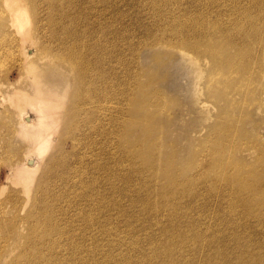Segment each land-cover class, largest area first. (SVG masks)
<instances>
[{"label":"bare ground","instance_id":"6f19581e","mask_svg":"<svg viewBox=\"0 0 264 264\" xmlns=\"http://www.w3.org/2000/svg\"><path fill=\"white\" fill-rule=\"evenodd\" d=\"M3 1L7 4L6 8L8 6L7 9H9V12L11 13V24H13L14 28L19 31L21 33L20 35L22 36H30L32 16L29 11V7L24 2L25 0ZM36 1L39 2V0ZM148 1L149 3H156L158 0ZM175 1H177L176 4L178 5V9L181 11H175V9L174 13L167 11L165 8L166 5H169V3L172 2V0H167L164 4L165 9L162 8V5L158 7L154 11V13H150V15L155 17L156 20L161 24V29L157 32L158 34L154 35L149 31V29H146V32L144 30L143 33H151L152 35L149 34V36H145V39L139 44L140 47L135 49V52L137 50H141L146 41H148L146 47H151L153 46L154 41L160 39L173 40L177 44H180L176 47L182 54V59L190 61L192 65V71L190 74L194 75V73H197L198 76L204 74L207 76L206 90L207 92H209L207 93L209 100L204 101L203 105L208 107V104L213 103L215 107L220 108L221 106V108H223L226 112L228 110H231L234 113L237 108L242 109L244 112L235 114L229 125L228 123L225 126L218 125L214 130L215 132H211L210 135L205 136L207 143L211 140V137L214 134L218 135L216 137L218 143L215 146L211 147V150L215 152V154L211 153L210 157L207 156V158L201 159V162L196 161V157L191 158V160L187 161L184 166L178 167L174 175H172L173 173H166L174 169V165L176 163H179L180 157L178 156L177 152H172L168 156H164L163 146L161 144H158V148L152 151H147L146 148L141 147L142 140L147 143V140L150 136L149 132H144L143 134H141L130 149H123L122 152H119L118 140L120 136V125L123 120V115L128 111V108L125 105L136 99H134V96L132 95L134 92L133 88L128 87V85L132 83V76L130 77L124 74H119L115 80L111 81L116 73V65L109 64L110 60H112V58L114 57V59L126 62V60L124 59L125 57H127V55L125 54V56H122L120 49L116 44L114 45V48L111 47L112 44H109L110 39H108L106 33H108L107 29H113L114 33L123 35L127 33V30L123 27V29H120V26L118 27V25L120 24L116 25V23H113L112 20L111 23L109 22L110 19H108V16L110 15L113 4L115 2H113L112 0H85V2L87 3L85 8H87V10L85 17H83L84 19L88 20V24H86V28H84V31H86V33L88 34L97 33L99 31V33H105L103 37H100L101 35L96 34L97 36L94 38V40H92L87 36L86 38H84L85 36H82V34H80L81 37L84 38V42L81 43V45L85 46V50L83 51L81 48L79 50L77 49L78 35L76 33L78 32L71 33L70 38L71 40L73 39L71 44L68 47L65 46L64 51H62L61 49L62 52L55 53L53 57L49 55L42 56L44 58L37 57L38 50L37 53H34L31 48H28L27 50L26 47L23 48V57L19 56L20 58L22 57V60L20 59V68L18 70L19 76L26 77V79L29 81L31 80L33 85H35L36 87L41 82L40 80L46 76L49 68L57 69L59 68V66H62L63 68H65V66L67 67L65 69L69 71V79L75 87L74 91L70 93V96L72 97V106L70 105L71 108H69L68 110H71V114L73 112L74 115H72L71 120H77L76 129H78L80 137L83 135V138H80L78 135V137L74 136L72 131L69 132V137H71L70 142H72L73 144V147H71L73 155L72 157L69 156L70 160L64 159L66 157H64V155H61L63 156V159H60V157V160H58V157L60 156L59 154L63 153L67 143V137L63 139L62 135L60 134L61 120L59 116H61V104L58 102L59 100L57 101L58 98L55 97V93L50 92L51 90L47 88L46 85H42L38 89L36 88L34 94L31 96L26 94V101L28 103V106H30V108L36 115L35 117H32L29 114H25V112H20L21 117L20 119H18V122L20 125V132L31 143V146L28 147L26 153H31L30 155L34 156H30L28 159L25 158V160L22 162H16L12 164L11 170L13 172V175L19 181H22L24 183L25 188L30 189L28 187V183H30L31 181L34 182L37 172L40 169L38 168V161L44 160L45 157L47 159L50 151L53 150L47 162L46 159L44 161V163L46 164L44 166V174L42 176V179L50 180L54 176L56 178V181L54 180L55 184L49 191L48 196L43 201V205L41 207L37 208L33 205L31 206V208L27 209L26 213L22 208H18L17 211H14V214L12 216L7 215L9 209L7 211L6 209L3 210L5 215L0 211V229L4 230L7 236L6 240H2V245L0 246V252L2 251V254H12L15 249V244L16 246L19 245L20 247H23V245L25 244L24 242L20 243V240L17 241L18 237L16 238L15 235L16 230L17 233L19 232L18 234L25 233L23 236L25 238L27 237V247L30 248L31 252L28 260L23 264H155L158 259L156 257H160V254L162 253V251H160V247L158 248V246L156 245H152L149 247L150 253H148L147 258H145L146 254L143 249H141L140 251L136 249L138 245L135 243V241H138V239L134 242L130 241V244L128 243L130 246L128 245L127 247H131V250L126 251L124 250V248H121V246H124L123 244L128 242V239L131 237V233H128V231L130 230L125 232L128 227L126 228V230H122L121 228H123V224L116 223L115 221L122 220V217H124L125 215L130 218L129 214L133 213L127 212L125 203L122 201V197H120V195H118L117 197L113 196L115 192L123 193L124 191V189L120 186L121 184L119 185L118 183H116L117 181H114L115 179H117L118 175H123L122 173L124 171L121 170H123L124 167L129 168L126 171L129 170L130 173L125 172L127 176H132V174L136 172L135 174L142 177L143 180L155 182L151 185V188H147L148 196L146 197L147 207L151 210L153 209L155 214L158 212L162 213L163 216L167 215L168 213L172 215V213L175 214L176 210H178L179 208L186 206V203L183 205V201L186 202L185 199L189 196L188 193L190 191L185 194H173L174 200L171 195H167V197L171 199V201L167 203L165 202L166 197H164L163 195V190L168 187V180L170 183H172L173 179L176 177V181L179 182L178 179L184 174L187 173L189 177L190 171H193L191 177L195 175L194 177L196 180L194 182L200 183L203 179L202 184L204 186H207L208 189H211L209 187V185H211L214 188L219 187L222 192H226L227 194L225 195H228L232 201V209H234L239 203H241V205L243 204L244 207L248 208L249 210L264 212V169L261 170L260 173H253V169L241 167L239 161V163L233 162L231 170L229 167V158L233 161L232 154L241 153L243 151L249 152V149L246 147L247 144L244 141L243 135L245 134L246 129L251 124H259L260 121L257 117V112H260V115H264V26H262L261 24L262 20H264V0H253L254 6H259L262 4L263 9L261 11L263 13L261 15V18L255 20L253 19L254 21L250 20L247 22L250 23L249 28H246L244 25H241L240 22L236 21L235 27L234 25H232V27L230 25L228 26L224 21L226 12H224L223 10L217 11L215 18H213L210 14L204 12H201V17H197L198 14L194 16L188 15L186 12V9L188 7L186 8L184 4L190 5L191 3V5L196 6L195 4H198V1L190 0L189 3L187 2V0ZM58 3L56 1V4L53 5V8H55L56 11L61 10V7ZM48 4L49 3H47V5ZM42 8L39 7L38 9ZM66 8H68V5ZM231 9H229L228 12H230ZM42 11L44 13V10ZM67 11H64V14L67 13ZM249 12H246L245 14H248ZM142 13L143 12L138 13V16L143 15ZM168 13H170V15H167ZM69 14L70 13H68V15ZM56 16L58 15L56 14ZM69 18L70 17H68V20ZM44 21L46 22V20ZM36 22L38 23V19ZM61 25L59 26L61 27ZM165 26L172 27L175 30V33H162L161 31L165 28ZM65 27L66 25H64V28ZM4 29V25L0 24V32ZM44 29H46V27ZM21 39L22 40H19L21 41V44L23 43L22 41H26L25 38L23 39L21 37ZM36 39L37 38H35V40ZM28 40L30 39L28 38ZM45 40L46 38L44 39V41ZM132 42L133 41H130L126 44L129 45ZM29 43L30 42L28 41V45H26L29 46ZM161 44L163 45V43ZM181 45L194 47V49H198L201 51L196 52L203 55L202 63L203 61L207 62V65H205L203 70L199 69L200 63L191 60V55L181 49ZM20 46L21 48L23 47L22 45ZM31 46L32 45H30V47ZM136 46L137 45H135V47ZM50 47L52 48V46ZM205 48H208L206 54H204L203 52V49ZM50 50L52 51L53 48ZM8 51L10 52V50ZM12 54L13 53H11V55ZM16 61H18V59ZM123 64L124 65L122 66H125V63ZM127 66L132 67L130 63L127 64ZM110 72H112V76H110ZM125 83L126 85L124 86ZM12 86L13 83H8L9 89ZM204 89L202 91L203 93ZM6 91L8 90L6 89ZM16 93H18L17 90ZM4 95L7 94L3 93L1 94V97ZM248 95L252 97L251 100H247ZM111 96L119 97L121 100L127 101L124 102V105H116L115 102H111ZM239 97H241V99L237 101L236 98ZM17 108H19V106ZM81 109L83 110V113L80 112ZM13 113H15V115H17V117L19 118L15 110H13ZM233 113H231V115H233ZM166 115H168V111L163 113L162 116ZM240 124L242 125L241 128H239L238 126ZM128 125L131 128L130 130H132L133 123L128 122ZM256 127L257 126H254L253 128L255 129ZM76 129L74 131H76ZM82 130L84 131L83 133ZM56 135H59V138L56 141L57 144L55 147L54 141L55 139H57ZM129 140L130 139L124 137L121 142H128ZM133 141L134 139L131 138L130 142ZM51 144H53L54 146ZM146 147L151 148L152 145L147 144ZM138 150L144 153L140 155L138 154ZM153 152H157L160 158L157 155L151 156V153ZM207 152L211 151L208 149H205L203 151L204 154ZM242 156L243 154L241 153V157ZM248 157L252 156L250 154H247V158ZM159 159L160 161L159 163H157ZM259 162L260 160L258 159L257 164H259ZM152 164H156V167L151 168ZM212 165L215 166L217 170H215ZM122 166L124 167L122 168ZM207 166H209L208 170H214L216 172V175L213 174V178L204 176V171ZM149 171L151 173H149ZM105 175L107 176L106 178ZM154 175L163 176V179L161 181H158ZM252 176L259 177L261 181L257 180L254 182ZM99 177L105 178L107 180H100ZM222 185L226 186L224 188H221ZM1 187L2 190H4L5 186H0V188ZM201 194V192H195L193 195L194 197H199ZM156 202H161V204H156ZM197 204H199V202ZM55 209H58L59 211L57 212V215L47 214V212ZM113 209H116V212H113ZM211 212H214V208L213 211H210V213ZM19 214H24V216H21V220L16 221L15 216ZM162 215L160 216L163 218ZM208 215L211 216L210 214ZM141 217L139 216V218ZM190 217H192V215H190ZM193 218L194 217H192V219ZM170 219H173L172 216L170 217ZM244 220H246V218ZM193 221H195V218ZM128 223L125 222L124 224ZM132 225L133 224H129V226L131 227V231L136 227ZM209 225H211V223H209ZM227 230L229 229L227 228ZM145 231H147V229ZM134 233L135 231L133 232V234ZM149 235L150 234H148V236ZM55 236H59L61 239L63 238L61 243H57L59 246L58 248L60 249H56L57 253L55 252V255L53 256L47 254L43 255L45 251H42V249L39 248L40 245H47L48 248H51L52 246L55 249ZM15 238L16 240H14L13 242L11 239ZM113 239L115 240L117 248L114 245ZM37 240L44 243L42 244L41 242H37ZM105 241L109 242L108 248L103 249L104 258H100L97 253V251L99 250L98 247ZM144 241L147 240L144 239ZM182 241L185 242V240ZM209 243L210 242L206 244ZM174 245L177 246V244ZM174 247L170 250L172 253H174V251L175 253L178 251V246L176 249H174ZM216 247L217 246L215 245V248ZM37 249H39L40 251ZM171 254L168 257H170ZM190 254H192V252H190ZM253 256H255V254ZM14 257H12V259H10L7 264H19L18 260L14 259ZM242 264H247L246 260H244Z\"/></svg>","mask_w":264,"mask_h":264},{"label":"rangeland","instance_id":"374dc122","mask_svg":"<svg viewBox=\"0 0 264 264\" xmlns=\"http://www.w3.org/2000/svg\"><path fill=\"white\" fill-rule=\"evenodd\" d=\"M45 1H46V5H45ZM56 1L57 3L59 1L58 4L61 7V10H58L59 12L56 11L55 8H53L54 7L53 5L56 4ZM62 1L63 0H39L40 2L39 3L36 0H25L24 2L29 7V11L32 16V26L30 29L31 35L28 37H24V35L23 36L20 35L21 33L14 28L13 24H11L12 16L11 13L9 12V9H7L8 6L6 8L7 4L3 0H0V24H3L5 27V29L0 32V186L3 187L5 186L4 190H2V187L0 188V211L4 215H5V213L3 212L4 209H6V211L9 209L7 215L12 216L14 214V211H17L18 208H22L26 213L27 209L31 208V206L33 205L37 208L41 207L43 205V201L47 198L49 191L51 190V188H53V185L55 184L54 182L56 181V178L54 176H53L54 178L52 177L50 180L42 179V176L44 174L43 173L44 166L46 164L44 163L46 157L44 160L38 161L39 162L38 168L40 169L37 172L34 182L31 181L30 183H28V187L30 189H26L24 183L22 181H19L13 175V172L11 170L12 164L16 162L17 163L22 162L25 160V158L28 159L30 156H34V155H30L31 153H26L28 147L31 146V143L20 132V125L18 122V119H20L21 117L20 112L21 113L25 112V114H29L32 117H35L36 115L34 111L30 108V106H28V103L26 101V97H27L26 94L31 96L34 94L36 88L38 89L42 85L43 86L46 85L47 88L51 90L50 92L55 93V97L58 98L57 101L59 100L58 102L61 104V112H60L61 116H59L61 120L60 134L62 135L63 139L67 137L66 140L67 143L63 153L59 154L60 156L58 155L59 156L58 160L63 159V156L61 155H64V157L65 156L68 157V158L65 157L64 159H69V160L70 157H72L73 155L72 154L73 151L71 149V147H73V144L72 142H70L71 137H69L70 136L69 132L72 131L74 136L78 135L80 137L78 133V129H76L77 120L76 121L71 120L72 115L74 114L73 112L71 114L70 112L71 110H68L69 108H71L70 105L72 106L71 104L72 97L70 96V93L74 91L75 87L73 86V83L69 79L70 73L68 70L65 69L67 67L65 66V68H63L62 66H59V68L57 69L49 68L46 76L40 80L41 82L37 85V87L33 85L31 80L30 81L27 80L26 77H20L18 72L20 68V62L23 57L22 55H24L22 54L24 52L23 49L24 47H26L27 50L28 48H31L34 51V53H37L38 50L37 57H42L46 55L53 57L55 53L64 51L65 46L68 47L71 44V42L73 41V39L71 40L70 38L71 33L78 32L76 33L78 35L77 49L79 50L81 48L83 51L85 50V46L81 45V43L84 42V38H86V36L89 39L94 40V38L97 36L96 34L101 35L100 37H103V35L105 34V33H99V31L97 33L88 34L86 33V31H84L85 30L84 28H86V24H88V20L84 19L87 10V8H85L87 5L85 0H73V1L71 0L72 2L68 0L63 2ZM112 1L115 3L113 4L111 13L108 16V19H110L109 22L111 23L112 20V22L116 23V25L120 24L118 25V27L120 26L119 27L120 29L122 27L126 28L127 33L123 35H119L114 33L113 29H107L108 33H106V35L108 36V39H110L109 44H112L111 47L114 48V45L116 44L120 49L121 55L125 56L126 54L127 57H125L124 59L126 60V62L114 59V57L112 58V60H110L109 64L116 65L115 67L116 73L111 81L115 80L119 74H124L130 77L132 76L133 77L132 83H130L128 87L133 88L134 92L132 95L134 96V99H136L129 102V104L125 105L127 106L128 111L123 115V120L120 125L121 127L119 130L120 136L118 140L119 143L118 151L122 152L123 149L125 150L130 149L134 145L135 141L140 137L141 134H143L144 132H149L150 136L147 140V143H145L144 140H142L141 147L146 148L147 151H152L158 148L157 147L158 144H161L163 146L164 156H168L172 152H177L178 156L180 157L179 163H176L174 165V169L166 173V174L173 173L172 175H174L176 169L178 167L184 166L187 161L191 160V158L196 157L197 158L196 161L201 162V159L207 158V156L210 157L211 153L215 154V152L211 150V147L215 146L218 143L216 139L218 135L214 134L211 137V140L207 143L205 136L210 135L211 132H215L214 130L217 128L218 125L225 126L227 123L229 125L232 119L234 118L235 114L243 113L244 111L240 108H237L236 111H234V113L231 110H228L226 112L223 108H221V106L220 108L215 107L213 103L208 104V107L204 106L203 102L209 100V97L207 95V93L209 92H207L206 90L207 76L205 74L198 76L197 73H194V75L190 74L192 71V65L190 61L182 59V54L179 52V49L176 47L179 46L180 44H177L173 40L160 39L154 41L153 46L151 47H146L148 44V41H146L144 46L141 48V50H137L135 52V49L140 47L139 44L145 39V36H149V34L151 33L153 35L158 34L157 32L161 29V24L156 20L155 17L151 16L150 13H154V11L162 5H163L162 8H164L165 6L164 4L167 0H158L156 3H149L148 0H115V1L112 0ZM197 1L198 4L196 3L195 4L196 6L191 5V3L190 5L184 4L186 8L188 7L186 9L188 15L194 16L198 14L197 17L198 16L201 17V12H204L210 14L213 18H215L216 12L219 10H223L224 12H226L224 21L225 23H227L228 26L230 25L231 27L232 25H234L235 27L236 22H240L241 25H244L246 28H249L250 23L247 22L253 19L255 20L261 18V15L263 13L261 11L263 9L262 4L259 6H254L253 0H247L248 2L246 0H241V2L240 0H197ZM176 2L177 1L172 0V2L169 3V5H166L165 7L166 10L170 11L171 13L178 11L179 9ZM187 2L189 3L190 0H187ZM43 3L46 6V8L43 5ZM47 3H49L48 4L49 6L47 5ZM64 3L68 5V8H66L67 5H65ZM63 6L65 9L63 8ZM39 7L41 8L43 7L44 9L43 8L38 9ZM229 9H231L230 12H228ZM40 10L41 11L44 10V13L43 11L41 12ZM64 11H67V13L64 14ZM140 12H143L142 13L143 15H141L142 17L138 16V13ZM246 12L249 13L245 14ZM68 13L70 14L68 15ZM37 14L40 17H38ZM56 14L58 16H56ZM167 15H170V13H168ZM68 17H70L71 19L69 18L68 20ZM59 18L61 19V21ZM37 19H38V23L36 22ZM43 19L46 20V22ZM70 20H72L73 22ZM78 21L81 23H79ZM261 24L262 26H264V20H262ZM59 25H61V27ZM64 25H66L65 27L66 29L64 28ZM45 27L46 29H44ZM41 28L44 30V32ZM63 29L66 31H64ZM146 29H149L151 33L146 34L145 33ZM144 30L145 32L143 33ZM161 32L171 34V33H175V30L172 27L165 26V28ZM80 34H82V36L85 37L84 38L81 37ZM20 36L23 39L25 38L27 42L22 41L24 44L23 43L21 44L20 43L21 41H19L22 40ZM49 36L52 38H50ZM28 38L30 40H28ZM35 38L37 39L35 40ZM45 38L46 40L44 41ZM28 41L30 42L29 46H27ZM56 41H58L59 43ZM130 41L133 42L129 45L126 44ZM161 43H163V45ZM20 45H22L23 47L21 48ZM30 45L32 46L30 47ZM135 45L137 46L135 47ZM50 46H52L54 50V51L52 50L53 52L50 50L52 49ZM180 47L182 50L188 52V54L191 55L190 57L191 60L200 63L199 69L203 70L205 65H207V62L203 61L202 63L203 55L196 52L200 50L194 49V47H189L186 45H181ZM8 50H10V52ZM206 51H208V48L203 49L204 54H206ZM11 53L13 54L11 55ZM19 56L22 57L20 58ZM17 59L18 61H16ZM123 63H125V66H122L124 65ZM129 63L132 65V67L127 66V64ZM110 76H112V72H110ZM8 83H13V86L10 89L8 88ZM126 83L124 84V86L126 85ZM6 89L8 91H6ZM203 89H204V93L202 92ZM16 90L18 91V93H16ZM3 93L7 95L1 97V94ZM240 99L241 97L236 98L237 101ZM251 99L252 97L248 95L247 100H251ZM125 101L127 100H121L119 97L111 96V102H115L116 105L118 104L124 105ZM18 106L19 108H17ZM82 109L80 110L81 113H83ZM13 110L16 111L19 118L17 117V115H15V113H13ZM161 111L163 113L168 111V115L162 116L163 113ZM231 113H233V115H231ZM256 114L260 121L259 124H251L246 129V132L243 135L244 141L247 144L246 147L249 149V152L248 151L241 152L243 154L242 157H241V153L232 154L233 161L229 158L230 170L232 169L233 162L234 163L240 162L239 164L243 168L253 169L252 171L253 173H260L261 170L264 169V115H260V112H257ZM128 122L133 123L132 130H130L131 128L128 125ZM238 126L239 128L242 127L241 124ZM254 126L257 127L254 129L253 128ZM75 129L76 131H74ZM83 132L84 131L82 130V133ZM82 136L80 138H83ZM124 137L130 140L131 138H133L134 141L130 142L129 140L128 142H121V140ZM56 138L57 139H55L54 141L55 147L59 135H56ZM147 144H151L152 147L147 148L146 147ZM205 149H208L211 152H207L204 154L203 151ZM52 152L53 150H51L49 155L47 156L46 162L48 158H50ZM143 153L144 152L138 150V154L142 155ZM247 154H250L252 157L247 158ZM153 155H157L160 158L157 152L151 153V156ZM258 159L260 160L259 164H257ZM159 161L160 159L157 161V163H159ZM123 167L124 166H122V168ZM155 167L156 164L151 165V168H155ZM212 167L215 170H217L215 166L212 165ZM208 168L209 166L205 168L204 176L213 178L214 175H216V172L214 170H208ZM127 169L129 168L124 167L123 170H121L124 171L122 173L123 175L121 176L118 175L117 179L112 178L115 179L114 180L115 182L117 181L116 183H118L119 185L121 184L120 186L124 189L123 193L115 192L113 196L117 197L118 195H120V197H122L121 198L122 201L125 203L127 212L128 213L133 212L129 214L131 220L126 215L122 217V220H124L126 223L129 222L128 224H124L125 222L122 220L115 221L116 223L123 224V225L121 224L123 227L121 228L122 230H126V228L128 227V229L125 232L130 230L128 231V233H131V237L129 238L131 240L128 239V242L123 244L124 246L120 245L121 248H124V250L126 251L131 250L132 249L131 247L129 248L127 247L130 244V241L134 242L135 240L138 239V241H135V243L138 245L136 249H138V251L143 249L146 254L145 258H147L148 253H150L149 247L152 245L154 246L156 245L158 246V248L160 247V251H162V253L160 254V257H156L158 259L156 263L154 262L155 264H242L244 260H246L247 264H264V253H263L264 252V212L249 210L248 208H245L243 204L241 205V203H239L234 209H232V203H231L232 201L228 195H225L227 194L226 192H222L219 189V187L214 188L211 185H209L211 189H208L207 186H204L202 184L203 179L201 180L202 182L200 183L194 182L196 180L194 177L195 175L191 177L193 171H190L189 177L191 178H189L188 174L186 173L183 176H181L178 179L179 182H177L175 177L172 183H170L169 180L167 181L168 187L163 190L164 191L163 195L164 197H166L165 202L167 203L171 201V199L168 198L167 195H171L173 197V194L176 195L185 194L190 191L188 193L189 196L185 199L186 202L183 201V205L186 203V206L179 208L178 210H176V213L175 214L172 213V215L168 213L167 215L163 216L162 213H158V212H157L158 214L157 213L155 214L154 210L148 208L146 203L147 202L146 197L148 196L147 188L148 189L151 188V185L154 184L155 182L143 180L142 177L135 174L136 172L133 173L132 176H127L125 172L130 173L129 170L126 171ZM149 173L151 172L149 171ZM154 176L158 181H161L163 179V176H159V175H154ZM106 177L107 176L105 175V178ZM105 178L99 177L100 180H107ZM252 178L254 182L257 180L261 181L259 177L252 176ZM198 185H201L202 188L201 186ZM225 186L226 185H222L221 188H224ZM195 192H201L202 194L199 197H194L193 194ZM197 200L199 204H197L198 203ZM156 204L160 205L161 202H156ZM128 206L130 209L128 208ZM213 208H214V212L210 213L211 210L213 211ZM57 212H59L58 209H55V210H51L50 212H47V214L57 215ZM113 212H116V209H113ZM197 212H199L200 214ZM24 214H19L15 216L16 221L21 220L22 218L21 216H24ZM208 214H210L211 216H209ZM160 215H162L163 218ZM190 215H192V217L195 218V221H193L194 218L192 219ZM139 216L142 217L139 218ZM171 216L173 219H170ZM245 218L246 220H244ZM209 223H211V225H209ZM129 224L130 225L133 224L132 226L134 227L136 226V227L131 231V227L129 226ZM227 228L229 230H227ZM146 229L147 231H145ZM134 231L135 233L133 234ZM186 231H188L189 233ZM18 233L15 230L16 238L18 237L17 241L20 240L19 241L20 243L24 242L25 246L23 245V247H20L19 245L16 246L15 244V249H14L15 253L12 252V254H8V253L2 254L1 251L0 264H7L10 261V259H12V257L14 256H15L14 259H17L19 264H23L28 260V257L31 254V252H30V248L27 247V237L25 238L23 236L25 233L24 234H18ZM147 233L150 235L148 236ZM219 233L222 234L220 235ZM134 235H135V239H134ZM211 236L212 237L214 236L213 240ZM55 237H56L55 238L56 241L54 242L56 247L55 249L52 246L51 248H48L47 245L45 246L40 245L39 248L42 249V251H45L43 255L47 254L53 256L55 255L56 249L57 250L60 249L58 248L59 247L58 244L62 242L63 238L61 239L59 236H55ZM143 237L147 241H144ZM16 238L11 240L14 242ZM6 239H7L6 232L0 229V246L2 245V240H6ZM182 240H185V242ZM37 242H41V241L37 240ZM113 242L116 247L114 239ZM208 242L210 243L206 244ZM108 244L109 242L105 241L99 245L98 247L99 250L97 251V253L100 258H104L103 249L108 248ZM174 244H177L178 248ZM215 245L217 246L216 248ZM19 247L21 248V250ZM173 247L174 249L176 248L178 249L176 253L175 251L174 253L170 251ZM188 248L190 251L188 250ZM190 252H192V254H190ZM170 254L171 256L168 257ZM254 254L255 256H253Z\"/></svg>","mask_w":264,"mask_h":264}]
</instances>
